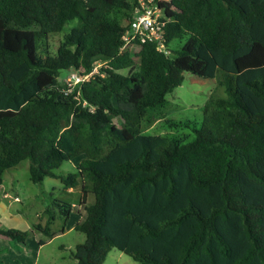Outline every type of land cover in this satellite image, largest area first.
Here are the masks:
<instances>
[{
    "label": "trees",
    "instance_id": "1",
    "mask_svg": "<svg viewBox=\"0 0 264 264\" xmlns=\"http://www.w3.org/2000/svg\"><path fill=\"white\" fill-rule=\"evenodd\" d=\"M156 1L166 48L124 47L140 0H0V191L25 159L42 182L80 157L62 176L84 205L73 264H104L114 247L139 264H264V0ZM101 62L77 85L62 76ZM186 72L217 79L202 120L166 119L192 133L143 132ZM53 205L65 219L74 210ZM46 212L45 224L0 235L52 237Z\"/></svg>",
    "mask_w": 264,
    "mask_h": 264
},
{
    "label": "rangeland",
    "instance_id": "2",
    "mask_svg": "<svg viewBox=\"0 0 264 264\" xmlns=\"http://www.w3.org/2000/svg\"><path fill=\"white\" fill-rule=\"evenodd\" d=\"M78 20L69 21L61 32L52 34L49 44L52 50L56 47L64 35L77 25ZM181 42L174 41L173 47H178ZM132 49H135L132 47ZM102 65L96 64L97 71ZM125 72V70H123ZM71 69L62 71V76L71 78ZM78 83L69 81V85ZM214 92H219L216 78H202L190 72L185 73L183 83L175 87L166 96L165 105L150 109L153 112L143 123L145 133H192L191 129L182 127L175 129L170 127L166 119L172 118L178 121L186 119L198 121L203 118V106L207 98ZM155 114V115H153ZM115 122L119 123V119ZM80 157L72 161H65L55 169L54 175L47 176L42 182H34L30 177V161L23 160L17 167L6 171L4 183L0 191V219L3 227H16L22 230L34 229L38 222L46 223L49 214L47 209L55 212V219L51 227L53 235L34 230L28 238V244L22 245L11 241L12 249L6 256V263L11 262L12 254H17L23 264H73L72 252L76 245L84 242L86 234L75 228L76 223L84 213V205H80L82 195L81 185L66 190L62 176L77 170ZM18 198V199H17ZM68 201L73 204L74 210L70 217L65 219L59 214V206L54 207L55 200ZM94 200V195L89 197V202ZM57 208V209H56ZM40 238L47 239L46 244L38 243ZM15 252V253H14ZM104 264H139L134 258L121 251L117 247L111 249Z\"/></svg>",
    "mask_w": 264,
    "mask_h": 264
},
{
    "label": "built area",
    "instance_id": "3",
    "mask_svg": "<svg viewBox=\"0 0 264 264\" xmlns=\"http://www.w3.org/2000/svg\"><path fill=\"white\" fill-rule=\"evenodd\" d=\"M140 2L141 7L135 13L130 27L124 34V47L132 45L136 39H140L142 42L146 40L157 42L161 47L166 48V44L163 41L164 31L158 21V17L161 14L158 1L140 0ZM94 72H96L94 69L84 75L79 72H73L68 81L73 79L75 83L83 82Z\"/></svg>",
    "mask_w": 264,
    "mask_h": 264
},
{
    "label": "crops",
    "instance_id": "4",
    "mask_svg": "<svg viewBox=\"0 0 264 264\" xmlns=\"http://www.w3.org/2000/svg\"><path fill=\"white\" fill-rule=\"evenodd\" d=\"M1 220L2 219H0V226H2L3 224H2V222H1ZM12 249V246H11V241L9 240V239H7L6 237H4V236H2V235H0V251H2L1 252V257H2V259H3V261H4V264L6 263V256L7 257H11L10 255H9V249ZM15 253V252H14ZM11 260V262H8L9 264H23L22 263V259L20 260L19 258H18V256H17V254L15 253V254H12V258L10 259Z\"/></svg>",
    "mask_w": 264,
    "mask_h": 264
}]
</instances>
